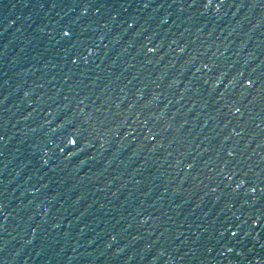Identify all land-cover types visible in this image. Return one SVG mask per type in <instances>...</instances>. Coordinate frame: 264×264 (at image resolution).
<instances>
[{"label": "water", "instance_id": "water-1", "mask_svg": "<svg viewBox=\"0 0 264 264\" xmlns=\"http://www.w3.org/2000/svg\"><path fill=\"white\" fill-rule=\"evenodd\" d=\"M0 264H264V0H0Z\"/></svg>", "mask_w": 264, "mask_h": 264}]
</instances>
